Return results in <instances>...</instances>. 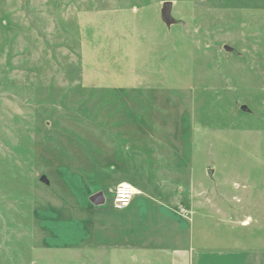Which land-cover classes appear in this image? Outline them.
Instances as JSON below:
<instances>
[{"label": "rangeland", "instance_id": "rangeland-1", "mask_svg": "<svg viewBox=\"0 0 264 264\" xmlns=\"http://www.w3.org/2000/svg\"><path fill=\"white\" fill-rule=\"evenodd\" d=\"M175 197L195 244L264 250V0H0V264H168L134 258Z\"/></svg>", "mask_w": 264, "mask_h": 264}, {"label": "crops", "instance_id": "crops-1", "mask_svg": "<svg viewBox=\"0 0 264 264\" xmlns=\"http://www.w3.org/2000/svg\"><path fill=\"white\" fill-rule=\"evenodd\" d=\"M124 129V126L123 128ZM119 129L117 126H112L109 129L110 135H114L116 137L119 136ZM123 137L129 139L130 145H136L135 133L131 130L123 131ZM141 144V143H140ZM151 146L147 145L145 148L146 151L150 149ZM135 155H131L134 158L133 163L137 164L139 162L142 165V168L145 172H150L152 167L150 168V163H152L153 159L150 156L144 155L140 156L134 152ZM146 154V153H145ZM135 156H140V158H135ZM178 175H174L171 179L176 180L175 185L180 187V184L177 182L179 180ZM121 182V179L113 182L110 187V190L113 191L115 186ZM130 184V183H129ZM132 185V184H131ZM135 190V194L143 193V189L141 187H135L132 185ZM164 194V192L162 193ZM172 198V205L170 207L165 206V204L160 203V207L156 208V213H153V209H144L146 213L144 215V219L149 221V233L150 238L144 239L141 241H137L138 247L136 250L139 253V257H135L134 259L137 261L138 258H145L147 255H153L154 258H161L162 254L167 255L169 257L168 264H264V250L262 249L260 252H251V251H238L233 252L229 250L227 252H214V250H208L206 247V242L203 240L199 245L194 243L193 239V227L192 221L187 222V214H191L194 211L184 209L181 200H176ZM153 201V200H152ZM169 202L170 199L168 200ZM175 201V202H173ZM157 203L156 201H154ZM163 202V201H160ZM192 202V200H191ZM176 207V210L174 209ZM129 208V206H128ZM170 210H169V209ZM127 209V208H126ZM141 213V210L135 209ZM176 211V212H174ZM216 213V214H215ZM215 213L212 216H217L220 214V209H216ZM218 217V216H217ZM155 218L156 223H155ZM219 219V217H218ZM186 221V222H185ZM220 221V220H219ZM221 222V221H220ZM189 223L190 225H187ZM209 228L207 231L209 234H213L215 228L213 227V223H208ZM232 224V223H231ZM250 225L247 221L243 222L239 225L241 228H246ZM232 226V225H230ZM212 237V236H211ZM215 240V237H212ZM226 244L233 246L238 245V238L226 239ZM221 243V242H220ZM221 245L218 247L223 248ZM92 250V249H90ZM217 250V249H216ZM165 258V256L163 257Z\"/></svg>", "mask_w": 264, "mask_h": 264}, {"label": "water", "instance_id": "water-1", "mask_svg": "<svg viewBox=\"0 0 264 264\" xmlns=\"http://www.w3.org/2000/svg\"><path fill=\"white\" fill-rule=\"evenodd\" d=\"M172 2L170 1H165L161 4V7H160V18H161V21L164 23V25L166 26V28H170L173 24H177L179 21L175 20L173 17H172ZM222 49L226 52V53H232L236 56H239V53H237L233 48H231L230 46L228 45H223L222 46ZM239 110L241 112H244V113H249V109L245 106V105H241L239 107ZM212 171L211 169H208L207 170V174L209 176L212 175ZM40 182L45 184L46 186L49 185L47 179L42 176L40 178ZM91 201L93 204L95 205H99V204H102L104 199H103V195L102 193H97L95 194L94 196H92L91 198Z\"/></svg>", "mask_w": 264, "mask_h": 264}, {"label": "built area", "instance_id": "built-area-1", "mask_svg": "<svg viewBox=\"0 0 264 264\" xmlns=\"http://www.w3.org/2000/svg\"><path fill=\"white\" fill-rule=\"evenodd\" d=\"M135 193L136 192L131 184L127 182L117 184L112 191L113 208L115 210L128 208Z\"/></svg>", "mask_w": 264, "mask_h": 264}]
</instances>
